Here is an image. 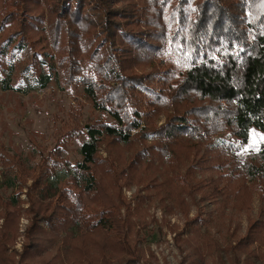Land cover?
<instances>
[{"label": "trees", "instance_id": "obj_1", "mask_svg": "<svg viewBox=\"0 0 264 264\" xmlns=\"http://www.w3.org/2000/svg\"><path fill=\"white\" fill-rule=\"evenodd\" d=\"M61 76L106 118L71 129L64 142L87 138L82 158L63 159L61 144L29 187L2 158L13 192L0 196V264H153L138 247L145 205L187 216L185 195L241 211L257 192L262 219L226 251L264 244V142L237 159L264 132V0H0V86L14 91L18 78L44 91ZM123 186L139 188L126 218ZM24 189L31 223L17 254ZM197 219L180 241L201 257L218 244Z\"/></svg>", "mask_w": 264, "mask_h": 264}, {"label": "rangeland", "instance_id": "obj_2", "mask_svg": "<svg viewBox=\"0 0 264 264\" xmlns=\"http://www.w3.org/2000/svg\"><path fill=\"white\" fill-rule=\"evenodd\" d=\"M18 84L19 80L16 78L13 85L17 88L14 91H5L0 86V196L2 197H8L13 192L12 187L9 189L5 187L8 178L4 176V166H2L4 160L13 159V170L22 175V181L26 183V187H29L32 177L37 174L39 163L49 154L52 155L61 144L66 147L61 156L63 159L75 164L82 158L81 147L87 138L84 135L81 138L73 136L72 140L64 142L71 129L79 125L84 127L94 119L106 118L101 112L93 110L91 103L84 98L81 87L66 85L62 76L44 91L34 90L27 80L21 85ZM73 109L79 112L78 122L71 116ZM164 121L165 116L162 115L159 125ZM230 131L223 126L215 129L218 136ZM263 142L264 132L253 129L246 148L237 153L238 161L243 164L249 154L260 150ZM101 154L104 158L108 157L105 146H102ZM15 157L20 160H15ZM52 164L51 159L48 165ZM211 175L210 171L199 173L198 179ZM65 177L66 173L59 171L58 177L51 181L58 184ZM138 190L137 186L121 188V197L118 198L117 204H120L119 209L124 218L127 217L130 209L136 207ZM23 191L19 237L14 249L10 250L17 254L23 251L26 231L31 223V218L26 212L29 208L25 194L27 189ZM184 197L191 205L187 216L178 209L173 213L168 212L157 198L145 205L147 214L144 226H140L141 241L138 247L147 259L152 260L153 264H193L194 261L198 264H264V244L255 243L251 252L238 255L227 252L230 251V246L236 247L238 241L246 237L253 223L262 219V201L257 192L253 193V201L249 208L241 211L225 209L221 200L201 201V196L198 195L196 201L191 202L187 195ZM167 203L172 204L171 201ZM196 217H198L196 226L203 224L201 232L210 237L207 241L218 244L201 257L193 256L192 242L189 246L182 242L193 234L192 230L183 232L187 229V220ZM2 223L3 221H0V225ZM261 233H264L263 230Z\"/></svg>", "mask_w": 264, "mask_h": 264}]
</instances>
